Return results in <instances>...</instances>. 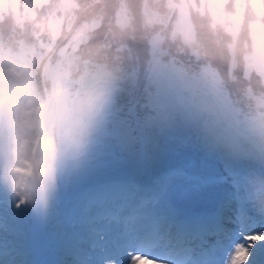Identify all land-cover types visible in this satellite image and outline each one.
<instances>
[{"label":"clouds","instance_id":"clouds-1","mask_svg":"<svg viewBox=\"0 0 264 264\" xmlns=\"http://www.w3.org/2000/svg\"><path fill=\"white\" fill-rule=\"evenodd\" d=\"M105 27L113 40L90 44ZM137 31L157 66H183L215 97L243 73L242 95L264 110V0H0V184L18 201L17 180L35 176H18L23 161L80 155L101 134L124 72L117 41Z\"/></svg>","mask_w":264,"mask_h":264},{"label":"rangeland","instance_id":"rangeland-1","mask_svg":"<svg viewBox=\"0 0 264 264\" xmlns=\"http://www.w3.org/2000/svg\"><path fill=\"white\" fill-rule=\"evenodd\" d=\"M220 95L219 97L213 96L207 88H203L201 92L194 94L191 92L183 97L178 94L172 95L163 110L159 114H156L154 120L149 123V133L147 134V142L145 143L149 166L150 168L152 166V169L154 167V172L158 175L167 165L181 161L179 163L183 166V170L180 169V173L172 174L171 176L174 175L173 177L181 181L180 190L175 191L174 194L176 193V196H174L183 201L182 203H192L191 205L195 207H207L213 204L218 196H224L229 206L231 202H234L236 193L249 194V206L245 208L246 217L243 220L241 218L238 219L242 220V223L239 224L238 220H234L233 218H228L227 220L226 217V226L230 227L226 235L222 234L220 239L211 243L205 242L202 245L207 254L205 259L208 262L207 264L219 263L223 258L224 253L220 252L219 245L220 247H223V244L226 246L227 242L234 241L236 237L242 243L239 235L241 233L244 237L247 233L252 235H250L252 237L250 238L251 240L248 241L252 245H260L258 242L262 241V246H260L264 249V211H261L264 209V131L259 130L257 134L247 139L239 137L236 133L238 126L236 124L232 126L235 121L232 120L231 107ZM112 108L113 101L107 110L101 134L92 141L85 152L75 156L95 159L103 166L114 169L124 167L122 168L124 172L134 171L137 165H139L135 151L127 150L126 155L122 158L117 154L119 153L116 151L117 147L113 146L112 138L114 135L111 133V130L116 128L111 126L115 119L112 115ZM228 120H232L230 126L226 124ZM204 134L209 137L205 147L196 148V143L200 141V136ZM230 139L232 142L231 146L229 145ZM239 141L249 146L252 154L246 157H234L235 145ZM222 150H227L228 155L231 151V157L223 159L220 156ZM64 151L65 153H69L70 149L65 146ZM49 153V157L43 159L39 163V166L34 168V172L38 171L41 173L42 181H44L42 188L39 187L38 182H32L29 187L18 179V187L14 190L20 193H28L18 201V198L6 185L0 184V213L2 212L0 220L8 217L15 219L18 217L20 223H17V225L19 226L20 239V237H24V234H21L24 228L25 230L26 228L29 230L41 227L44 229H66L65 225L69 221L64 220L63 211L67 209L69 213H76L83 220L87 219L86 225L92 234L100 239L102 248L106 250H118L122 248L125 242H117L114 238V233L110 230L114 224H117V228H119L121 224L120 220L114 221L111 213H98L99 208L95 206L96 203L91 204V202H87L90 196L86 198L84 192L78 189V197L69 204L59 198L58 194L61 190L63 191V195L68 196V193H71L74 189L69 183L77 179L75 176H68L62 165H68L69 160L67 158L74 155L66 154L57 162L54 149L49 148ZM121 159L124 160L122 161ZM231 163H238V168L233 170L234 173L228 174V171H231ZM0 166H2V162H0ZM139 171L138 169L135 172ZM199 174H206L213 183H209L208 185L202 184ZM18 176L23 177L24 173H20ZM135 177H137V174ZM236 178L237 181H235ZM154 182L156 183V180ZM63 183H65V186H63ZM47 185L52 192H45L42 195L43 188ZM134 185L133 181H129V178H127L126 182L122 180L121 183L114 184L112 189L108 190L111 194H107L102 199L106 198L107 202L111 203L112 199L109 196L115 195L119 199L126 201L125 208L128 209L130 204L136 202L138 199L136 194L132 195L133 191L136 190ZM62 186L63 188H61ZM65 187L71 188L65 191L63 190ZM210 190H214L215 192L210 195L208 194ZM158 191L160 195V190L158 189ZM257 193L259 194L258 205L255 203ZM31 197L35 203L24 204L25 201L31 200ZM153 198L155 197L153 196ZM40 204H43V206ZM79 204H82V206L79 207ZM156 205L157 202L149 200L144 205L142 204L141 208L146 210ZM20 207L23 208L19 209ZM79 208L80 210L77 213L76 211ZM14 211L19 213L14 214ZM52 211H54L53 216L51 215ZM230 215H232V211ZM36 218H40V222ZM117 228L114 229L117 230ZM68 234L74 236V233L70 230ZM110 239L114 241L108 242ZM103 240H105L106 245L110 246L112 243L113 247L111 249L105 248L106 245L104 246L105 243H102ZM90 246L96 249L97 243H91ZM226 250L228 251L227 247L225 248Z\"/></svg>","mask_w":264,"mask_h":264},{"label":"trees","instance_id":"trees-1","mask_svg":"<svg viewBox=\"0 0 264 264\" xmlns=\"http://www.w3.org/2000/svg\"><path fill=\"white\" fill-rule=\"evenodd\" d=\"M106 31V27L101 29L90 44H96L99 41H112L111 36H106ZM117 43L125 45L124 72L115 88L114 103H117L115 105L125 114L129 105L135 107L137 114L145 116L146 113H153L159 107L153 106L154 99L158 98L160 104L161 101L171 98L174 94H187L200 83L197 78L185 75L183 66L177 64L167 67L157 66L155 55L150 52L147 41L140 31L120 38ZM208 59L212 60L222 72H228L226 64L222 62L211 45L209 46ZM182 60L185 65L197 68L200 64L199 61L187 56L182 57ZM248 83L244 74L237 72L236 79L226 82L223 88L225 97L242 109L245 114L244 119L255 117L254 110L258 107L242 95L243 89ZM143 129L145 131L147 127L143 126Z\"/></svg>","mask_w":264,"mask_h":264},{"label":"snow or ice","instance_id":"snow-or-ice-1","mask_svg":"<svg viewBox=\"0 0 264 264\" xmlns=\"http://www.w3.org/2000/svg\"><path fill=\"white\" fill-rule=\"evenodd\" d=\"M153 106H159L158 98L153 100ZM125 111L126 114L121 118L118 129V134L125 139H132L131 132L133 122L138 123L140 126H146L153 120L152 116H143L142 114H137L135 107L131 105H129ZM23 162L26 163L28 167L26 169L17 168V172L24 173L28 176L36 174L34 172V168L39 166V162L34 163L32 160H25ZM127 228L128 237L135 238L143 245L142 248H135L133 251H142L144 255H151L154 259H160L159 257L162 255L164 258L169 259L171 264H176L175 260L172 258L177 250H180L183 253L196 252L197 249L201 251L203 240L207 238L206 234L201 231L187 234L184 230H179L175 234L162 236L158 232H149L146 230L138 222V219L135 216L129 219ZM10 232L12 244H5L6 250L10 251L6 253L5 258L0 261V264H25L24 250L17 243L19 231L16 228L11 227ZM239 235L241 238H243L242 233ZM186 245H191V247H186ZM69 251L73 256L79 258V264H81L80 257L83 255L81 248L73 244L69 246ZM239 251L240 249H236L237 253ZM9 255L11 256V261L9 260ZM126 257L131 259L130 256H127V253ZM233 261L234 257L230 255L228 258V264H233ZM195 264H205V261L202 259H197Z\"/></svg>","mask_w":264,"mask_h":264},{"label":"bare ground","instance_id":"bare-ground-1","mask_svg":"<svg viewBox=\"0 0 264 264\" xmlns=\"http://www.w3.org/2000/svg\"><path fill=\"white\" fill-rule=\"evenodd\" d=\"M208 138L209 137L206 136L205 134L203 136H200V141H198L196 143V148H204L206 143H207ZM230 142H231V139H230ZM227 150H222L220 152V156L223 159H225L226 157H227V159H229V157H231L230 154H229L230 156L228 155ZM234 157H236V156H234ZM173 176L162 175L161 173L158 175L156 172H153V179L156 180V184L158 185V189L160 190L159 199L157 201L159 207L155 211L149 212V213L151 214L150 219L153 221L154 226H156L157 228H161V226L163 225V220H164V217L166 216L165 213L167 210H171L172 208H174L178 204H181V206L185 205V203H182L183 201H181L175 197L176 193L174 194V192L180 190L179 188H180V184H181L180 182L181 181H179L177 178H175ZM256 196H257V198H256L255 203L257 204L259 194L257 193ZM170 197L174 200L177 199L176 200L177 202L174 200H170L169 199ZM254 200H255V198H254ZM237 205H240V204H237ZM243 207H244V205L236 206L232 210V216L237 214L234 220H238L239 218H241L243 220L246 217V211L243 210ZM242 220H238V223L239 224L242 223L241 222ZM11 227L16 228L15 218L8 217L6 219L0 220V233H3V234L8 233L6 235L11 236V232H10ZM228 228H229L228 226L224 225L221 227L220 232L226 234L227 231L229 230ZM127 232H128V228H123L121 230V232L118 233L117 238L119 239L121 237H125L129 241L130 237H128ZM250 235L247 233L245 235V237L243 236V238H241L242 243L240 241H238L239 239L236 237V239L234 241L227 242L226 246H224V244H223V247H220V245H219L220 252H223L224 256L220 260L219 263H210V264H228V258L230 257V255H232L234 257L233 264H264V249L261 247L262 241L258 242L261 246L260 245H254V244L252 245V244H250V242H248L249 240H251L250 238H252V237H250ZM104 243L106 244V242H104ZM226 247L228 248V251L227 250L225 251ZM110 249H111V247H110ZM130 249H131L130 246H126L125 248H123V251L122 250L121 251H113L112 250L109 254V259H108L106 264H121V261L117 256V253L126 252L129 254ZM236 249H240V251L237 253ZM206 255L207 254L205 253L203 257H206ZM3 257H5V256H3ZM24 260H25V263H27L26 259H24ZM126 264H128V263H126ZM130 264H137V260L132 261Z\"/></svg>","mask_w":264,"mask_h":264}]
</instances>
